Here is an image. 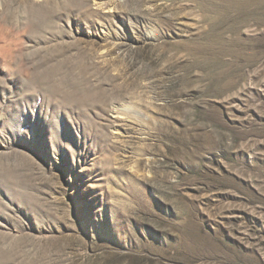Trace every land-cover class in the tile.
I'll return each mask as SVG.
<instances>
[{"label":"rangeland","instance_id":"1","mask_svg":"<svg viewBox=\"0 0 264 264\" xmlns=\"http://www.w3.org/2000/svg\"><path fill=\"white\" fill-rule=\"evenodd\" d=\"M0 264H264V0H0Z\"/></svg>","mask_w":264,"mask_h":264}]
</instances>
